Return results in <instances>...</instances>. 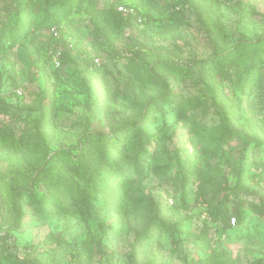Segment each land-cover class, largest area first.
<instances>
[{"label": "rangeland", "instance_id": "rangeland-1", "mask_svg": "<svg viewBox=\"0 0 264 264\" xmlns=\"http://www.w3.org/2000/svg\"><path fill=\"white\" fill-rule=\"evenodd\" d=\"M155 1L171 9L175 6V10H180L183 4V0H178L177 5V0ZM211 1H216L217 11L205 25L189 9L184 15L183 25L178 26L168 12L153 4L144 5L141 0L125 2L131 3L128 7L139 14H150L152 19L147 24L143 19L141 23H131L124 32L114 28L109 19L98 18L79 25L65 22L62 33L59 29L55 33L53 28L35 24L33 34L24 40L30 53L39 57L35 67L32 64L27 67L25 61L30 63V57L22 59L17 50L0 53L1 94L10 95L17 87L24 91L23 98L16 100L9 116H0V123L10 130L8 136L22 141L23 134L35 133L40 117L34 111L38 106L37 96L54 93L58 116L55 127L49 130L53 138L50 149L55 152L64 145L69 152L77 154L86 140V132L92 133L91 136L95 133L109 134L113 126H125L135 117L134 102L130 97L145 98L152 90L140 76L145 69L156 65L164 73L167 68L163 64L181 66L193 60L209 59L213 53L211 39L234 46L241 40L254 42L264 33V0ZM226 1H229V7ZM9 10H12L11 1L0 0L1 19ZM98 27L102 28L103 34L97 35ZM79 54L82 59L76 60ZM132 62L138 65L137 75L130 70ZM93 63L96 67L106 65L107 72L93 71ZM259 64H264V58ZM202 73L199 74L195 68V80L180 83L177 93L186 101L192 99L188 104L189 111L211 126L217 123L213 116L216 105L222 101H238L239 92L211 63ZM262 73L264 81V70ZM201 75L206 77L208 85L221 93L220 100L214 98L206 87L208 85L201 83ZM29 77L33 78L31 82L26 80ZM99 87L103 88L100 96H95L94 92ZM257 93L254 106L245 104L242 119L246 128L252 131V137L264 134V92ZM201 95L205 96L207 105L198 100ZM112 108L115 112L110 115ZM146 133L164 134L168 137L167 142L163 149H157L156 159L148 167L145 177L134 173L128 179L126 190L120 193L119 202L114 207L101 206L96 217L78 223L55 210L52 218H40L24 195L20 224L16 213L9 216L10 220L3 225L4 213L0 202V227L12 236L10 245L19 250L23 258L25 249L37 248V264H78L74 257L85 245L95 249L93 264H131L133 261L136 264H190L224 250L236 259V264H264V217L258 213L259 199L264 197V185L255 184L252 177L264 161V148L238 139L227 144L228 157H217L212 162L213 167L227 177L229 188L239 183L252 192L241 196L247 201L242 209L244 222L231 230H218L217 237H213L212 231L210 234L201 233L203 216L208 219L209 205L197 196L196 191L189 193L187 184H182L175 174L179 159L191 158L190 150L193 148L202 154L211 139L202 134L191 136L189 128L176 123L174 114L166 108L146 125ZM31 143L35 150L40 148L36 139ZM16 148L0 145V155L4 157L0 158V172L8 174V178H12L9 174L12 163L26 166L30 159L27 142L22 150ZM131 154L122 152L116 155V161L126 157L131 164ZM165 167H171V172ZM155 169L162 173H156ZM214 189V205H217L216 201L229 194V189L223 181L215 183ZM43 191V187L37 188L38 197ZM182 191L189 193L186 209L194 214L192 220L165 213L161 216L158 234L149 211L157 206H167L165 196L172 197ZM107 194L102 192L96 198L105 201ZM175 199L179 201V198ZM228 209L231 211L232 203L228 204ZM199 211L203 214L198 218ZM176 226L178 228L172 229ZM150 234L153 239L143 243ZM62 239L64 241L59 243Z\"/></svg>", "mask_w": 264, "mask_h": 264}, {"label": "trees", "instance_id": "trees-1", "mask_svg": "<svg viewBox=\"0 0 264 264\" xmlns=\"http://www.w3.org/2000/svg\"><path fill=\"white\" fill-rule=\"evenodd\" d=\"M11 8L6 15L0 18V53L9 50H17L19 56L30 57V63L25 61L27 67L31 64L35 67L39 62V57L32 55L24 43V40L33 34L34 25L38 27L57 28L62 33L65 22L71 25H79L91 19L110 20L114 28L124 32L130 27L131 23L137 21L132 16L119 13L117 6L131 3L125 0H10ZM180 1V0H179ZM146 4H153L162 11L168 12L173 21L178 25H183L184 15L191 9L202 25L207 24L216 10V1L211 0H183L180 10H175V6L166 7L165 4L157 3L155 0H141ZM178 0L176 1V5ZM225 4L229 7V1ZM38 10V11H37ZM75 14L77 17H72ZM145 24L152 19L150 14L138 13ZM108 20V21H109ZM97 35L103 34L101 27L95 31ZM96 35V34H95ZM213 53L209 59L193 60L190 63L179 65L163 64L167 70L158 69L156 65L145 69L140 76L144 82L152 88L147 97L131 96L134 102L135 117L131 118L125 126L112 127L109 134L86 132V140L79 148L77 154H72L64 145H60L59 150L50 149L53 142L49 130L55 127L57 119L56 97L53 94H39L37 96L38 106L34 111L39 113V123H37L35 133L23 134L22 141L14 137H9V128L0 123V145L3 148H13L16 146L20 150L24 148L27 142L29 147V157L26 166H19L18 162L12 163L8 174L0 172V202L4 216L2 224L5 225L9 216L18 214V223L22 218L21 206L24 201V195L28 198L31 206L39 214L40 218H52L53 211L68 215L78 223L85 222L87 219L96 217L101 206L114 207L120 200V193L126 190L128 179L133 174L143 177L147 174L157 156V149H163L168 137L164 134L146 133V125L156 119L163 109H168L175 116V122L189 128L191 136L196 134L205 135L210 138L207 149L200 154L196 148L191 151V158L176 163V178L182 184H187L188 192H197L198 197H202L209 207L208 219L203 220L204 227L201 233L210 234L217 237L218 230L234 229L230 224V219L236 217L240 225L242 219V209L247 204L242 199V195L248 196L252 192L249 188L237 183L233 187H228L227 177L223 176L219 169L213 167L215 158L228 157L226 152L227 144L238 139L245 144L259 146L264 148V134L254 135L252 131L246 128L242 123L243 114L246 106H254L255 94L264 92L263 70L264 64H259L264 58V33L257 36L254 42L241 40L237 45L226 46L218 39H211ZM81 60V54L75 57ZM214 65L222 74L225 81L233 86L238 92V101L220 102L213 110V116L216 118V124L209 125L208 121L200 120L194 113L188 109L191 100L186 101L184 97L179 96L177 88L179 84L187 80L194 79V69L197 68L199 74L206 69L207 64ZM176 66V67H172ZM93 71H105L108 68L101 64L99 67L92 65ZM130 70L137 75L139 73L138 65L132 62ZM169 73V74H168ZM203 78H202V77ZM202 84L208 85L207 79L201 75ZM32 77L26 78L27 82L32 81ZM208 83V84H207ZM213 94L216 100H220L221 93L211 85L206 86ZM19 89L18 87L15 89ZM99 87L95 90V96H100L102 90ZM15 90L10 95H2L0 92V116H9L12 106L16 100L23 97H16ZM259 90V91H256ZM198 100L203 105H207L205 96L201 95ZM193 101H196L194 98ZM246 104V106H245ZM115 109L110 110V115ZM212 116V114H210ZM210 116V117H211ZM251 127V126H250ZM36 139L40 145L38 150L34 149L31 143ZM116 147V149H115ZM16 148V150H18ZM19 151V150H18ZM131 152L129 156L132 163H128L126 157L116 161V155L122 152ZM0 158L4 159L2 155ZM166 171L171 172V167H165ZM258 171L252 176L255 184L264 185V161L258 166ZM156 173H162L155 169ZM223 181L229 194L222 200H217L214 205L216 194L214 193L215 183ZM197 189H196V184ZM259 185V184H258ZM43 187L44 191L38 197L37 188ZM125 188V189H124ZM132 190V189H129ZM102 192L109 193L105 201H98L97 195ZM188 192H177L175 196H165V201L169 198L174 199L172 206H157L152 208L151 221L154 229H158L161 224V216L165 213H172L182 220L191 221L192 214L187 212L186 202ZM175 198H179L177 201ZM260 208L258 213L264 217V197L260 199ZM202 203V202H201ZM232 203L231 211L228 204ZM227 205V206H226ZM185 210L186 217L183 216ZM199 217L203 213L199 211ZM70 225H68L69 227ZM102 226V225H101ZM0 227V264H37L35 254L37 248L28 247L24 250V258L21 260L18 254L21 252L10 245L12 237ZM70 228V227H69ZM167 228V227H165ZM178 228L172 227V229ZM103 231L105 229L102 226ZM156 231V230H155ZM147 235L145 241H151L153 237ZM57 241V240H54ZM64 240H59V243ZM95 249L85 245L74 260L78 264H93ZM98 252V251H97ZM73 260V261H74ZM131 264H136L133 261ZM190 264H236V259L229 251H221L217 255H211L200 261H192Z\"/></svg>", "mask_w": 264, "mask_h": 264}, {"label": "built area", "instance_id": "built-area-1", "mask_svg": "<svg viewBox=\"0 0 264 264\" xmlns=\"http://www.w3.org/2000/svg\"><path fill=\"white\" fill-rule=\"evenodd\" d=\"M117 10L119 13H122L124 15H127V16H132L134 18L137 19L138 22H142V18H140L138 16V13L137 11L134 9V8H130L126 5H119L117 6ZM53 32L57 33V28H53ZM15 96L16 97H23L24 96V91L19 88L17 90H15ZM167 204L172 206L174 204V199L173 198H170L167 200ZM204 219H206L207 217L206 216H203ZM230 224L233 228L237 227L239 224H238V220L236 219V217H233L230 219ZM18 257L22 260L23 257L21 256V254H18Z\"/></svg>", "mask_w": 264, "mask_h": 264}]
</instances>
